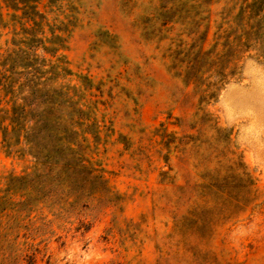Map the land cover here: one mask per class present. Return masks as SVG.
Returning a JSON list of instances; mask_svg holds the SVG:
<instances>
[{"label": "rangeland", "instance_id": "rangeland-1", "mask_svg": "<svg viewBox=\"0 0 264 264\" xmlns=\"http://www.w3.org/2000/svg\"><path fill=\"white\" fill-rule=\"evenodd\" d=\"M0 264H264V0H0Z\"/></svg>", "mask_w": 264, "mask_h": 264}, {"label": "trees", "instance_id": "trees-1", "mask_svg": "<svg viewBox=\"0 0 264 264\" xmlns=\"http://www.w3.org/2000/svg\"><path fill=\"white\" fill-rule=\"evenodd\" d=\"M207 32V31H206ZM246 34V33H243ZM213 51H203V50H199L197 52V56L191 60L187 66V70L185 71L184 77H185V81L186 83H197V84H202V81L207 80V78H211V76H217L220 78L226 77L227 75H231L233 73V71L230 73L228 72L226 74V69H233V67L235 68V64L234 66L230 67V63L229 59L230 56L227 55L226 53H222L221 55H218V57H213L212 59L210 58L212 55ZM234 70V69H233ZM208 73L209 76L208 77H204V74ZM35 78V76H34ZM37 79V78H36ZM35 79V80H36ZM33 81L31 80L25 87L27 88L26 92L27 95L25 96L27 99L33 94H36L38 92H43L44 87L45 89L47 87L46 84H44V82H38L37 81ZM206 89H207V96L208 97H213L215 94V89H218L219 86H216L215 83L213 82H207L205 84ZM54 93H53V89L51 88V92L47 94V98H49V101L47 100V110L46 112L43 114V123L44 126L49 127L50 123H54L55 122H64V116L59 115L57 109L55 108V105L57 104L56 102H54V97H53ZM18 109L15 108V110H13V119L19 114ZM22 112H24V109H22ZM67 123V121H66ZM28 136V135H27ZM26 136V137H27ZM68 143H70L68 141ZM50 151H52V149L49 148ZM67 151H73L72 148H67ZM47 160H50L52 158V155L50 156H46L45 157ZM69 161H73L72 156L71 158H67ZM54 164H57V162H54ZM51 165V164H50ZM57 166V165H54ZM69 167H71L68 171V173H70L71 175L76 174L77 178H78V183H75L78 190L76 191V193L80 192L82 190V188L86 187V184H88V182L90 181V178L92 176H90V174L88 173L85 176H82L81 174H83V171L85 170L86 166L81 165V164H75L74 166L69 165ZM50 170V169H49ZM50 172V171H49ZM65 172L66 175L68 174Z\"/></svg>", "mask_w": 264, "mask_h": 264}]
</instances>
